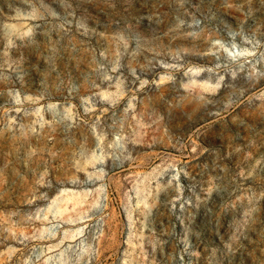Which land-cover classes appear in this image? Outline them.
<instances>
[{
	"label": "rangeland",
	"instance_id": "1",
	"mask_svg": "<svg viewBox=\"0 0 264 264\" xmlns=\"http://www.w3.org/2000/svg\"><path fill=\"white\" fill-rule=\"evenodd\" d=\"M0 264H264V0H0Z\"/></svg>",
	"mask_w": 264,
	"mask_h": 264
}]
</instances>
